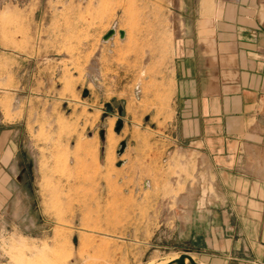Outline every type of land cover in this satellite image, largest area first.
Returning a JSON list of instances; mask_svg holds the SVG:
<instances>
[{"label": "rangeland", "instance_id": "374dc122", "mask_svg": "<svg viewBox=\"0 0 264 264\" xmlns=\"http://www.w3.org/2000/svg\"><path fill=\"white\" fill-rule=\"evenodd\" d=\"M208 1L0 0V264H213L177 201L221 199L238 169L207 170L172 131L174 46L210 56L229 2Z\"/></svg>", "mask_w": 264, "mask_h": 264}, {"label": "crops", "instance_id": "0c3cea01", "mask_svg": "<svg viewBox=\"0 0 264 264\" xmlns=\"http://www.w3.org/2000/svg\"><path fill=\"white\" fill-rule=\"evenodd\" d=\"M257 7V0H229L215 39H201L208 57L186 33L174 46L175 149L193 151L214 174L238 169L239 184L224 183L221 199L177 201L179 236L213 264H264V22ZM8 149L0 144V180Z\"/></svg>", "mask_w": 264, "mask_h": 264}, {"label": "water", "instance_id": "95a60500", "mask_svg": "<svg viewBox=\"0 0 264 264\" xmlns=\"http://www.w3.org/2000/svg\"><path fill=\"white\" fill-rule=\"evenodd\" d=\"M114 33H115V28L112 27V28L108 29L102 35V39L106 40L107 38L112 37ZM118 34H119V37L122 38L124 36V30L118 29ZM125 145H126V142L121 141L120 146L117 149V152L118 153L122 152L123 149L125 148ZM117 164H120V161H118ZM185 258H187V262L185 261ZM163 264H201V263L196 262L194 260V258L190 256V254L188 252H182L176 258H174V259H172L166 263H163Z\"/></svg>", "mask_w": 264, "mask_h": 264}, {"label": "bare ground", "instance_id": "6f19581e", "mask_svg": "<svg viewBox=\"0 0 264 264\" xmlns=\"http://www.w3.org/2000/svg\"><path fill=\"white\" fill-rule=\"evenodd\" d=\"M201 1V0H200ZM208 1V0H207ZM211 1V0H210ZM209 2V1H208ZM210 3V2H209ZM208 4V3H207ZM205 5V4H204ZM174 258H176V256L175 257H172L171 259H169V260H166V261H164V262H162V263H159V264H163V263H166V262H168V261H170V260H172V259H174ZM185 261L187 262V258H185ZM150 264H152V263H150ZM202 264V263H201Z\"/></svg>", "mask_w": 264, "mask_h": 264}]
</instances>
